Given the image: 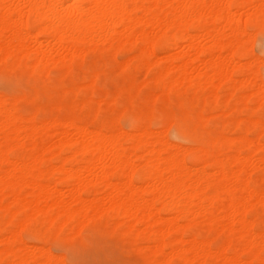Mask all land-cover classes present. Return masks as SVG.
I'll list each match as a JSON object with an SVG mask.
<instances>
[{"label": "bare ground", "instance_id": "1", "mask_svg": "<svg viewBox=\"0 0 264 264\" xmlns=\"http://www.w3.org/2000/svg\"><path fill=\"white\" fill-rule=\"evenodd\" d=\"M157 7H160V11H154ZM242 9L244 12L247 10L246 13H239L238 15V12L243 11ZM138 10H143V14H138ZM26 17L30 19V22L32 19L37 34H31L26 29ZM209 17L211 18L210 21L214 20L220 24H214L215 27L213 29H203L201 22ZM260 21L264 22V0H0V59L1 63L2 60H13L14 62L17 61V64H19L18 61H22L24 57L30 58L33 52V54H35L34 61L30 64L32 67L58 63L60 61L68 65L69 58L71 63V57L74 55L78 54L82 57V53L87 52V49L84 48L87 46L89 47L88 49L96 51L94 49H97L99 44H103V47L106 46L108 49H113V51L116 50L115 52H117L118 49L120 50L127 44L131 45L140 42L142 45L139 51L141 50V55L145 63L151 66L158 60L157 63L163 59V57H158L156 49L164 45V38L169 37V39L172 40L171 43L176 45L175 47H179L180 41L186 40L187 44L185 43V47L187 49L185 50L184 47V50L181 49L182 51L179 53L171 54L170 57L165 56V59L166 57L170 58V66H167L165 63L166 67L162 66L157 72L158 78L155 75L159 80L165 79V87H167L168 90L172 87H176L177 89L186 91L189 88L188 86H190L193 87V89L195 88L194 90H197L195 93H198L195 95L198 96V89L200 90L201 87L202 89L204 87H212L214 90L211 89V94H213H209V96H211L210 98H212V101L217 105L224 104L223 107H226L228 112L238 111L237 105L240 104V101L236 98V91L244 90L242 95V99L245 100V102L243 101L244 106L250 107L251 104L253 106L252 108L257 110L264 106V81L259 78L258 73H256L259 72V70L257 71L255 67L253 68L254 62L252 63L250 58L249 60L251 61L247 63H241L239 62L240 60L237 61L236 59L249 56L247 48L250 47V44L246 43V39L253 37V35L246 36L250 31H248V29V32L246 31L247 23L255 24ZM204 24H206V22H204ZM227 29H229L228 34L226 33ZM5 31L9 32V34L7 33L8 35H5V37L9 36L8 39L3 37ZM191 31H194V33H191ZM38 34L50 37V40L48 39V44L50 46L47 44L48 49L37 46L39 43L34 47V50L32 49L34 45L29 47L32 40L38 42ZM248 34H250V32ZM252 34L254 33L252 32ZM27 40L28 42H26ZM46 41H44L45 44ZM246 44L249 46L247 45L246 47ZM55 47L59 48L58 50L61 51L60 54H57L58 51H56L57 48L54 49ZM83 48L85 51L82 50ZM54 51L56 53H54ZM80 52L81 54H79ZM55 54L58 55V59H56L57 57L55 58ZM134 58H136V55ZM179 59H181V62L178 64L175 63ZM255 60L254 58L253 61ZM262 61L264 62V60ZM259 63L261 64V62ZM124 65L125 64H123L121 69H124ZM259 66L257 67L256 65L257 69ZM147 68L149 69V67ZM38 69L39 68H37V70ZM97 71L99 72V70ZM236 72L240 73V75L243 74V78H238L239 80L235 78V80L234 75ZM96 74L93 75L94 78ZM99 76L101 75L98 74V77ZM89 80L91 79L89 78ZM93 80H91V82ZM215 82H217V85H215ZM224 82L228 83L232 88L228 96H224V93H221L222 89H220V85ZM91 86L92 85L89 84L87 88ZM209 90H207V92ZM201 91L202 90H200V92ZM154 95L153 97H155ZM196 96L195 98H200V95L199 97ZM159 97L160 96H158V98ZM210 98H208V100ZM5 99H0V114L3 115L0 122V132L5 130L6 133L8 130L15 133L16 136L18 135L19 138L22 130L28 128L29 131L25 130L24 132L30 134V136H34L38 127L48 128V126H56L58 123L56 121L57 118H51L52 120L44 121V123L42 121L40 126H37V123L34 124L33 122L29 123L28 126L22 125V123L19 125L14 105L12 104L9 106L10 104H8ZM208 103L212 104L210 101H208ZM238 107L240 109V106ZM227 109L222 115H227L225 113ZM210 114L212 115V113ZM192 115L194 114L188 111L175 113L171 115L170 118L176 121L177 119L191 117ZM196 115L200 121H204L207 118L203 111L198 112ZM209 115L207 118L208 120L210 118ZM173 120H171L172 123ZM260 120L259 118L256 119L255 115H252L248 117V123L251 125L247 124L250 125V127L259 124L262 125L263 121L261 123ZM228 121L229 120H227V122ZM136 122L135 120L133 124L135 125ZM177 122H175V124ZM68 123H70L68 126L73 127L74 131L62 128L61 138L59 137L57 141L55 140V143L48 146L47 144L41 146V149L38 150L30 160H21L20 162L16 161V159L15 161H13V159L12 161L9 160L10 157L6 155L8 153H6V151H9L7 150L8 146L3 147L2 143L6 135L4 133L1 134L5 135V138L0 140V162L7 160L12 167H6L8 170L0 172V210H4L7 215H10L9 220L7 219L9 223L12 222L17 225L16 230L12 229L9 236L0 241V254L5 253L13 256L11 258L18 260L10 262L9 264H30L31 262L35 264H54V262L52 263V258L55 257L56 259L57 255L52 257L53 253L51 255V252H46V249H40V246H38L40 252H37L38 249L36 247L28 246L25 242L23 244L26 245L19 244L22 238L18 237V234L20 235L21 232L17 229L23 230L26 227L28 229L36 216L44 215L43 224L46 230L52 226L56 227L55 225L57 224V226L60 225L59 227H61L64 219H66L64 220L65 222L74 218L79 220H84L85 218L90 219V216L95 219V217H99L100 215L103 216V212L106 208L114 211L121 217L123 216L124 219H135L136 222L144 223L146 227H144L143 230L145 229V232L153 236L156 240L154 247H152V244L151 246L148 245L151 249L155 248L153 249L154 251L170 247L173 252L177 255L181 254L183 258H188L190 262L204 264L202 263L204 262L203 259H206L205 257L211 252L210 242L215 235L210 234L209 237L204 240H199L197 239L198 237L195 236L185 239L182 236L185 230L184 227H186L185 222H183L184 225H182V222L180 223L179 221L180 215L185 216L189 220H191L190 218L193 219L194 217L201 216V219H205L210 226L209 229H216L219 233H226L228 230L234 231L235 233L239 229L238 234L244 236L246 239L242 247L235 248L230 254H228V248L231 246L232 237L225 238L220 248L213 251L217 256L216 258L222 259L224 264H253V258L259 257L258 250L264 247V230L261 231L263 233H257L258 231L255 232L253 224H251L249 220H246L247 215L245 214V209L247 211L250 207L248 206L249 204L243 205L244 200L242 201V198L239 199L241 197L240 194L238 198L236 190H240L237 184L241 182L240 179L243 180V178H239V176L243 174L242 172L248 165L256 161L264 163V142L259 140V134L261 133L258 134L256 139L248 137L249 135H245L240 139H235L236 141L238 139L240 144L247 143L249 146L254 147L256 150H254L255 152L259 151L262 153L258 158L254 159V157H251L254 154L252 152L249 157H245V154L238 151L235 156L233 155L234 160H232L234 161L233 164L235 163L236 170L233 169L234 171L229 173L226 168L225 158L223 157L224 159L216 160L217 162L213 169L214 172H208V170H206L208 167L205 169L203 165L199 168L197 167L201 165L194 168H191L192 166H187L188 163L187 165L184 163L185 160L183 157H179V151H181L180 148H178L179 146H174L168 142V136L167 139H165L164 135L161 134L162 132L160 133L161 135H159L161 137L157 136V138H155L156 141H154L152 140L154 135L152 133L153 131L151 132L145 127H139V132L137 131L136 133L135 131L136 134H128V131L126 133L122 128V131L118 132L119 129L116 131L118 134L110 135L108 132L109 135H107L101 130L84 128L85 125L82 127L81 125L78 126L79 124L77 125L74 123L73 119ZM236 123L240 125L244 122L243 120L239 121V119H237ZM137 124L139 125V123ZM244 129L245 128L242 130ZM164 131L166 132V130ZM23 136L25 137V135ZM225 137V135H221L218 137L220 139H218V141L225 140ZM123 138H128L130 140V148L125 147V144L123 145V140H121ZM20 140L21 139H18V141ZM21 142L24 143L23 140ZM17 143L14 142L13 144ZM22 143L20 145H22ZM35 143H33V145ZM217 145H219L218 142ZM69 146L72 147V149L74 148V152H71L73 153L72 155H74V153L78 154V152L89 154V157L81 167L78 168L75 166L74 168V166L70 167V165V168L67 167L66 156H63L62 162H59L61 164L57 163V166H55L56 164H51L53 167H43L45 166L42 165L44 159L47 157V153L50 150L55 151L54 154H51L52 157H54L55 154H58L65 147L69 148ZM222 146L225 148L224 143ZM180 147H182V145H180ZM196 147L197 146L192 148L189 146L188 150L194 152L193 150H195ZM141 151L145 153V168L143 171L145 185L141 184L138 186L139 184L135 185V182L132 180V173L134 169L136 170V167H138V164L136 166L134 162L133 156L138 158L137 156H141L139 153ZM62 152L64 151H61V153ZM206 152V149L202 148L198 157L201 158ZM208 153L210 156V152ZM63 154L66 153L64 152ZM72 155L69 154L70 157L74 158L76 154L74 156ZM49 157L51 156H48V158ZM54 171L60 174V176L58 175L59 180L56 181L62 179L70 180L69 189L67 188L70 193H67L70 195L69 199L71 197V201L68 199L70 202L64 201V195H62L63 200L60 198L61 194L64 192L61 191V188L58 189L59 186L57 188L55 184L54 186L51 184L48 185L41 181L44 175L53 173ZM56 174L55 176H53V174L52 177H56ZM117 174L123 176L124 180L121 181L119 179L120 181L118 182L112 181V178ZM92 177H94L95 180H93L95 183L97 181L105 189L104 195L101 196V198H98L97 195L95 197L93 196V199H87L88 197L86 198L85 196L84 198L82 196V191L90 185ZM245 181L243 182L245 187L241 190L246 191V200L249 199L263 203L264 192H262V190L260 192L252 189V186L247 187L248 184ZM210 186L219 187L218 191L220 187L221 189L224 188L225 191L227 189L230 193L229 198L227 197L228 195L222 197L224 199L227 197V201H220L221 204H223L220 205L219 209V206L215 207L214 201L220 194L217 195L214 192L207 193L206 191ZM26 187L31 189V193L34 196L32 199H28L26 197L27 195L24 196L22 193V189ZM237 188H239V190ZM26 194L28 193L26 192ZM146 194H148V197L145 196ZM7 196H12L9 198H12L8 201L9 203H6ZM205 200H207V202H205ZM157 202L161 204H159L160 207L156 205ZM216 202L218 203L219 199ZM162 209H168L171 210V212L174 211L175 215L164 218L161 215ZM226 209H229L226 211L227 213H225ZM21 210L25 211V213L21 212L25 215L19 218V211ZM243 212L246 216L243 215ZM227 214L231 218L230 223L224 221L225 215ZM7 220H5V223L9 224ZM65 222L64 225L66 224ZM118 222V224H120V221ZM130 222L135 226V223H132V221ZM193 222H195V220H193ZM237 222L239 223L238 229L235 227V223L237 224ZM251 222H253V220H251ZM7 224H4V226ZM115 224H117V221ZM131 224L128 230L132 228ZM43 232L45 231L43 230ZM43 232H40L41 235H43ZM217 232L216 237L218 236ZM175 234H181V236H173ZM45 235L47 236V234ZM170 235H172L173 238L167 241L166 237ZM257 236L260 237L259 241L257 240ZM260 242L262 243L261 247ZM257 243H260V248H258ZM144 246L146 245L144 244ZM245 251L250 255V259L247 261L244 260L245 262H243L241 259V252L243 253ZM171 252H169V255H171ZM213 253L211 252V254ZM176 254L174 256H176ZM159 255L161 254L159 253ZM172 256L173 255H171V257ZM182 256L180 257L182 258ZM3 257L4 256H2V259ZM262 257L260 259L261 264H264V258ZM188 259H186V261ZM57 260L62 259H60L59 256Z\"/></svg>", "mask_w": 264, "mask_h": 264}, {"label": "rangeland", "instance_id": "2", "mask_svg": "<svg viewBox=\"0 0 264 264\" xmlns=\"http://www.w3.org/2000/svg\"><path fill=\"white\" fill-rule=\"evenodd\" d=\"M159 8L158 7L155 8L156 10L154 11H160ZM246 11L244 12L243 10L242 12H238V15L239 13L245 14ZM137 13L142 15L143 10H138ZM25 20H27L26 29L29 31V33L37 34L32 19L31 22L30 19H28L27 17L25 18ZM210 20L211 18L209 17V18H205L201 22L203 29H213L215 27L214 24L215 25L220 24L215 22L213 19H212L213 21ZM204 22H206V24H204ZM247 29L248 31L250 30L249 31L250 34H248L249 32L247 31ZM228 31L229 29L226 30L227 34L229 33ZM246 31L248 32L246 36L253 35V37H249V38L247 37L248 39H246V43L250 44V47H248L249 49L247 48L249 52V56L242 57L240 59L237 58L236 60L237 61L240 60L239 62L241 63H247L252 60L251 62L252 63L254 62L253 68L255 67L257 71L259 70V72H256L255 70L254 71L258 73L259 78L261 80L263 79L262 81H264V62L262 61L264 60V22L260 21V22H256L255 24L247 23ZM252 32L254 34H252ZM7 33L9 34L8 31H5L3 37L8 39L9 36L5 37V35H8ZM191 33H194V31H191ZM37 37H38V42L32 40V42H30V45L28 43L29 47L34 45L32 47V49L34 50V47L39 43L37 46H41V48L48 49V45H49L48 41L50 40L49 39L50 37L45 36L43 34H38ZM40 41L42 42V44ZM44 41H46V44L44 43ZM171 41L172 40H170L169 37L164 38L163 39L164 45H162L161 48L156 49V53L158 54V57L160 58L163 57L164 60L161 59V61L157 63L159 61L158 60L156 63L153 64L155 66L153 65L149 66L145 63L144 58L141 55V50L139 51L142 45L140 42H137L136 44L133 43L134 45L127 44L120 50L118 49L117 52H115L116 50L113 51V49L112 50L108 49L106 46L103 47V44L102 45L99 44V47L97 49H94L96 51H93L92 48H91L92 50L88 49L89 47L87 46L84 47L85 49H87L86 50L87 52L84 53L83 51L85 50L83 48L82 49L83 51H81L84 53V54L82 53V57L81 55L78 54L74 55L73 57H71L72 59L71 63L69 58L68 65H65V63H62V61H60L58 63H50L48 65H39L36 67L35 66L32 67V65L30 64H32V62L34 61L35 54H33V52L31 53L30 58L24 57L22 61L20 62L18 61L19 64H17V61L14 62L13 60H9V61L2 60L1 63V59H0V99L6 98L5 100H7L8 104H10L9 106H11L12 104L14 105L15 112H17L16 115L18 118L17 121L19 125L20 123H22V125L28 126L29 123L33 122L34 124L37 123L36 124L37 126H40L42 121L44 123V121L46 122L48 120H52L53 118H57V120L56 119L55 120L58 122L56 126L55 125L48 126V128L41 126L38 127V129L35 131V134L33 133L35 137L33 135L30 136V134H26V132H24L25 130L29 131L28 128L22 130L21 136H19V138L18 135L16 136L15 133L10 132L8 130H7L8 133L7 132L5 133V130L1 131L0 136L2 137H0V140H2V138H5L6 135V138L3 139L4 141H2V143H3V147H7V146L9 147V148L7 147V150L9 151H6V153L8 152L6 155L10 157V158L8 157L9 160L12 161L13 159V161H15L16 159V161L19 162L21 160L22 161L30 160L35 155V153L41 149V146H44L46 144L47 146L51 145L55 143L59 139V137L61 138L62 128L63 129L66 128L69 130L71 129V131H74L73 127L68 126L70 124L68 122H71L72 119L74 123H76L77 125L79 124L78 126L81 125L82 127L85 125L84 128H90L92 130H96V129L101 130L107 135H109V133L110 135L118 134L116 133L118 129H119L118 132L124 129L123 131H126V133L128 131V134L130 133L136 134L137 131L139 130V127L142 128L145 127L149 129V131L151 132L153 131L152 133L154 135L152 140L154 141H156L155 138H157V136L163 134L165 139H167L168 136L167 139L168 142H170L174 146L176 145L177 147L179 146L178 148H180L181 150L179 151V155H180L179 157H183V159L185 160L184 163H186V165L188 163L187 166L189 167L192 166L191 168H194L197 167L198 165H201L197 167L199 168L202 167L203 165L205 169L208 167L206 169L208 170V172L209 171L214 172L213 169L216 165V162L219 159H224V158H225L224 160H225L226 168L229 171V173L236 170L235 163L233 164L234 161L232 160H234V156L235 154H237L238 151H240V153L242 154H245L244 155L245 157L246 156L249 157L252 153H254L253 154L254 156L253 155L251 156L254 157V159L262 155V153H260L259 151L255 152L256 151L255 148L249 146L247 143L240 144L238 139L237 141L235 140L236 138L240 139L245 135L247 136L249 135L248 137L252 139L253 138L256 139L258 137V134L261 133L259 134V140H261V142H264L263 139L264 138V132H263L264 106L260 107L257 110L253 109L252 108L253 106L251 104L250 107L244 106L243 101L245 102V100L242 99L244 90L236 91L237 94L236 98L240 101V104L237 105L238 111L235 110L234 112H228V109L226 107H223L224 104L217 105L215 104V102L212 101L213 99L210 98L211 96H209V94H211V89L214 90L212 87H207V88L204 87L205 89L204 88L202 89L201 87L200 88V90H202L201 92L198 89L200 98L197 99L195 98L196 96L195 94L198 92L195 93V91H197L194 90L195 88L193 89V87L188 86L189 88L187 87L188 89L186 91L185 90L182 91L180 89H177L176 87H172L170 88L171 90L170 91L168 90L167 87H165V83H164L165 79L163 80L157 79L158 70L162 66L166 67L165 63L167 64V66L168 65L170 66L171 64L169 61L170 58L168 57H170L171 54H176L184 50V47L187 44L186 40H182L183 42L180 41L179 47H175L176 45L171 43ZM26 42H28V40ZM248 44H246V47ZM56 48L57 47H55L54 49ZM58 49L59 48L56 49V51H58L57 54H60L61 51ZM186 49L187 48L185 47V50ZM81 52L79 54H81ZM54 53L56 52L54 51ZM57 54H55V58L57 57L56 59H58ZM135 55L136 58H134ZM165 56L168 57H166L165 59ZM249 58L251 60H249ZM254 58L256 59L255 61H253ZM180 62L181 59H179L175 63L178 64ZM259 62H261V64ZM122 63L126 65V66L124 65V69L123 68L121 69V67H123ZM256 65L257 67L259 66L258 69ZM147 67H149V69ZM37 68L39 69L37 70ZM97 70H99V72ZM94 74H96L95 78L93 76ZM98 74L101 76L98 77ZM155 75L157 76V78L155 77ZM243 76H244L243 74L240 75V73L236 72L234 75V79L235 78L242 79ZM89 78L91 80H93L94 78L95 81L93 80L94 82L93 81L91 82ZM88 83L92 85L90 88H87V86L89 85ZM215 85H217V82H215ZM220 86H221L220 89H222L221 93L222 94L224 93L223 94L224 96H228V94L231 93L232 88L228 83L225 82L221 83ZM207 90L209 91L207 92ZM153 95L157 97L155 98L153 97ZM199 95L196 97H199ZM158 96L160 97L158 98ZM208 98L210 99L208 100ZM208 101H210V103L212 104H209ZM238 106H240V109ZM205 109L207 112L205 111ZM226 109L228 113L227 112L225 113L227 115H222V113L224 114V111H226ZM188 111L192 112V114L194 115H192L191 117L180 118L179 120L177 119L176 121L170 118L171 115L175 113L188 112ZM202 111L207 116V118L208 115L212 113V115L211 114L209 115L211 119L209 118L208 120L206 118L204 121L198 120L196 114ZM252 115H255L256 119L258 118L259 120L261 119L260 121L261 123L263 121V124L250 127L251 124L248 123V117ZM194 116L195 119L197 120L194 119ZM1 117H3L2 114H0V122L2 119ZM237 119H239V121L243 120L244 123L238 125V123H236ZM135 120L137 122L134 125L133 123L135 122ZM171 120H173V123ZM227 120L229 121L227 122ZM175 122L177 123L175 124ZM137 123H139V125ZM217 123L221 125L219 126ZM247 123L250 125H248ZM258 126L261 128H259ZM243 128L245 129L242 130ZM164 130H166V132ZM3 133L5 135H1ZM13 135H15L16 137ZM23 135H25V137ZM221 135L223 136L225 135L226 137L225 140L219 142L218 137H220ZM18 139L21 140L18 141ZM22 140L24 143L21 142ZM121 140H123L122 143L123 145L125 144L124 145L125 147L130 148L131 143L128 138L126 139L123 138ZM14 142L15 143L18 142V143L13 144ZM217 142L219 145H217ZM21 143L23 146L20 145ZM33 143L35 144L33 145ZM223 143L225 148H223L222 146ZM156 144L158 145L157 142ZM180 145H182V147H180ZM189 146L192 148L195 146L197 147L195 150H193L194 152H192L188 150ZM155 147L157 148L156 145ZM184 148H186L187 150ZM202 148H205L207 152L204 155H202L201 158H199L198 155L201 152ZM73 149L70 146L69 148L65 147L61 151H64L66 154H63L64 152L61 153L60 151L58 154H55L54 157H52L51 154H54L55 151L50 150L47 153V157H45L44 159L42 165L45 166L43 167H53L52 165L56 164L55 166H57L58 164H61L59 162H62L63 156L64 157L66 156L67 158L66 160L67 167H69V165L70 167L74 166V168L75 166L78 168L81 167L84 164L85 160L89 157V154L78 152V154L74 153V155L76 154L74 156L72 155L73 153H71L72 151L74 152ZM141 152H139L141 156H137L138 158H136V156H133L134 162L136 166L138 164V167H136V170L134 169V172L132 171L133 172L132 180L133 182H135V185L139 184L138 186H140L141 184L145 185V180L143 179V171L145 168V158H144L145 153L144 151ZM208 152H210V156ZM69 154L74 156L75 160L74 158L70 157ZM48 156L51 157L48 158ZM248 166L246 169L244 168L245 170L242 172L243 174H241L239 178L240 177L243 178L244 181L247 180L245 181L248 184L247 187L252 186L251 187L252 189H255L260 192L262 190V192H264V163L262 162L260 163V161H256L255 163L250 164ZM6 167L11 168L12 165L9 162H7V160L1 161L0 172H4L8 170ZM56 173L57 172L54 171L53 173H49L50 175L49 174L44 175L41 181L45 184L47 183L48 185L51 184L54 186L55 184L57 188L59 186L58 189L61 188V191L66 193L64 194L61 192L62 194L60 198L62 199L63 197L62 195H64L63 198L64 201L70 202L71 197L69 199L70 195L67 194L69 193L67 188L69 186L70 180L62 179L60 181H56L59 180L58 177L60 176L59 173L57 174ZM55 174L57 176L52 177V175L55 176ZM91 179L92 180L90 185L87 188H85L87 190L84 189L82 191V196L84 198L85 196L86 198L88 197L87 199H93L97 195L98 198L99 197L101 198V196L104 195L103 194L105 191L104 187L97 181L95 183L94 177H92ZM119 179L122 181L124 180V177L117 174L112 178V181L118 182L120 181ZM243 180L240 179L241 182L237 184V187H239L240 190L239 188H237L239 191L236 190V193L238 194V198L241 195L239 199L242 198V201L244 200L243 205L249 204L248 206L250 207V208L248 207L249 209L247 211L245 209L246 212L245 214L247 216L244 214V212L243 215L246 216V220H249V222L253 224V228H255L254 229L255 232L258 231L257 233H263L264 232L263 231L264 202L261 203L259 201L260 202L259 203L258 201L255 202L254 200H249V199L246 200L247 193L246 191L241 190L242 188L245 187V185L243 184L244 182ZM218 188L219 187L210 186L206 192L207 193L214 192L217 195L220 194L219 197L216 195L218 198H216L214 201L215 207L219 206L218 207L219 209L220 205L223 204V203L221 204V202L222 201L226 202L227 197L229 198L230 196V193L227 189L225 191L224 188L221 189V187H220L221 190L219 189L218 191ZM25 189L24 188L22 189V193L24 194V196L27 195L26 197L28 199H32V197L34 196L31 193V189L29 187H26ZM26 192L30 195L26 194ZM145 196L148 197V194H146ZM223 196L224 197L227 196V197L224 199L222 198ZM10 197L12 196L6 197V203H9L8 201L12 199V198L9 199ZM218 199L219 202L221 201L220 203L216 202ZM205 202H207V200H205ZM157 203L156 205L159 206L160 203L159 202ZM228 210L229 209H226L225 213H227L226 211ZM0 211H1L0 212V237H1L0 241H1V239L3 240L7 236H9L10 231L12 229L16 230L17 225L16 223H12V222L9 223L8 220L10 218V215L8 214L9 215L8 216L7 213L4 212V210H0ZM19 212L25 213L24 210H21ZM104 212H103V216L98 215L99 217H95V219L92 216H90V219L88 218L89 221L86 218L84 220L87 221L74 218V219H69V221L65 222L64 220L66 219H64L62 221L61 227H59L60 225L57 226L58 225L57 224L55 225L56 227L52 226L46 230L43 224L44 215H38L36 216L35 220H33V223L35 224L32 223V225L29 226L28 229L27 227L24 228L23 230L17 229L19 232H21L20 235L18 234V237L22 238L21 240L19 239L20 240L19 244L20 245L27 244L28 246L36 247L38 250H39L38 246H40L41 247L40 249L42 250L46 249V252L49 253L51 252V255L53 253L52 257L55 255H57V257L60 256V259H62L63 261L57 260V257L56 259L54 257L52 258V263L54 262V264H59V263L62 264L65 263L66 264H196L195 262L192 261L190 262L189 259L186 257L183 258L181 254L177 255L175 252L171 250L170 247L163 248L164 250L163 249L162 250L165 252H163L162 250L154 251L153 249L155 248L151 249L150 247L151 244L153 245L152 247H154L156 240L153 238V236L148 235L145 232V229L143 230V228L146 227L144 223L138 221L136 222L135 219L133 220H128L127 218L124 219L123 216L122 218L120 215H117L114 211H111L110 209L108 210L107 208L104 210ZM20 213H19V218H22V216H24L25 214L23 215V213H21L22 214L21 215ZM174 213H175L174 211L171 212V210L168 209H162L161 211V215L164 218H168L169 216L171 217V215L174 216L175 215ZM190 219L191 220H189L183 215L179 216L180 223L182 222V225H184L183 222H185V226H186V227L183 226L185 230L183 229L184 231L182 236L185 239H188V237L193 238L195 236L198 237L197 239L199 240L202 239L204 240L207 239L210 234L215 235L214 238H212V241L210 242V250L212 249L211 250L212 253L213 251H216L217 249L220 248L225 238L232 237L231 239L232 247L230 246L228 248V254H230L235 248L242 247V245H244L246 241L244 236H240L238 234L239 231L238 222L237 224L235 223V227L236 229H238L235 232L236 233L235 234L234 231H229V230L228 231L226 230L227 231L226 233L225 232L219 233L217 232L216 229L215 230L209 229L210 226L207 224L205 219L203 218L201 219V216H197L194 217L193 219L192 218ZM230 219L231 218L229 217L228 214L225 215L224 221L226 223L227 222L230 223L231 221ZM5 220H7L9 224L5 223ZM193 220H195V222H193ZM251 220H253V222H251ZM116 221L117 224L119 223L118 221H120V224L118 225L115 224ZM130 221H132V223H135V226H133ZM64 222L66 223L65 225ZM4 224L7 225L4 226ZM130 224L132 228L128 230ZM43 230L45 232H43ZM41 231L43 232L42 234L45 237L41 235L40 233ZM216 232L218 234L217 237H216ZM44 233L47 234L48 237ZM173 236L180 237L181 234H175ZM173 236L172 235L167 236L166 240L169 241V239L173 238ZM259 239L260 237L257 236L258 241ZM24 242L26 244H23ZM260 243H257L258 248L262 246V243L261 245ZM144 244L146 246H144ZM38 250L37 252H40V250L39 251ZM258 251H259V257L257 256L253 258L252 261L253 264H261L260 259L262 256H264V247L260 248V250ZM169 252H171V255H173L172 257L171 255H169ZM211 252L209 253L210 255L208 254L205 257L206 259H203L204 262L202 263L224 264L222 259L216 258L217 256L214 253L211 254ZM159 253L161 255H159ZM175 254L176 256H174ZM0 256H1L0 264H9L10 262H15V260H17L15 258L14 259L11 258L13 256L5 253H1ZM2 256H4L3 259ZM180 256H182V258ZM249 257L250 255L248 254V252L246 251L243 253L241 252V259L243 262L249 260L250 259ZM186 259L188 260L186 261ZM31 263L33 264L34 262Z\"/></svg>", "mask_w": 264, "mask_h": 264}]
</instances>
